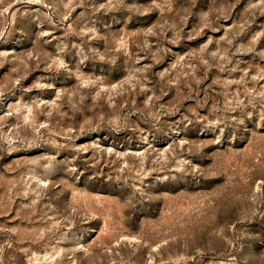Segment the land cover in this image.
Listing matches in <instances>:
<instances>
[{"label":"rangeland","instance_id":"rangeland-1","mask_svg":"<svg viewBox=\"0 0 264 264\" xmlns=\"http://www.w3.org/2000/svg\"><path fill=\"white\" fill-rule=\"evenodd\" d=\"M0 264H264V0H0Z\"/></svg>","mask_w":264,"mask_h":264}]
</instances>
